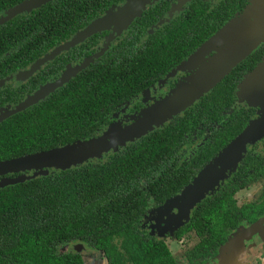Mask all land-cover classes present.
<instances>
[{"label": "trees", "instance_id": "trees-1", "mask_svg": "<svg viewBox=\"0 0 264 264\" xmlns=\"http://www.w3.org/2000/svg\"><path fill=\"white\" fill-rule=\"evenodd\" d=\"M68 12L71 11L56 8L37 10L3 25L0 37H12L0 40V55L7 50L13 53L10 61L0 58V77L7 74L5 70L21 67L20 52L27 51V58L31 52L44 53L48 43L53 46L61 35L74 33L63 24L54 26L47 21ZM221 30L196 49L194 45L171 43L169 56L159 54L161 49L154 46L155 53L145 56L156 63L169 59L170 63L163 67L169 70L173 59H189ZM76 76L47 99L0 123V162L100 137L110 129L100 130L108 123L107 110L128 97L124 91L134 86L138 75L91 70L88 87L82 74ZM221 88L217 84L186 110ZM13 108L2 106L0 111ZM176 116L99 159L0 187V264H85L80 253L65 249L77 242L103 252L109 264H179L165 240L140 227L149 196L166 204L181 195L239 132L229 138V144L222 142L227 144L223 149L222 145L214 149L205 166L199 163L196 168L188 165L186 169L179 165V159L175 165L170 160L183 137L182 125L177 124L178 119L173 120ZM239 165L194 207L189 222L173 236L180 245L187 238L190 241L191 235L193 243L195 237L194 246L187 244L183 252L187 264H213L237 231L246 229L244 222L253 223L264 214V202L240 208L235 199L239 187L227 186L228 183L223 186ZM29 173L34 174L0 177L13 180Z\"/></svg>", "mask_w": 264, "mask_h": 264}, {"label": "flooded vegetation", "instance_id": "flooded-vegetation-1", "mask_svg": "<svg viewBox=\"0 0 264 264\" xmlns=\"http://www.w3.org/2000/svg\"><path fill=\"white\" fill-rule=\"evenodd\" d=\"M29 1L32 0H0V22L7 11ZM127 1L49 0L34 7L28 13L1 22L0 28L18 17L30 15L34 11L53 10L56 8L71 12L56 14V17H52L47 21L54 26L63 24L74 33L61 35L62 37L53 46L48 43L44 53L31 52V55L27 58V51L20 52L19 62L21 67L15 71L5 70L7 74L0 77V107H16L43 86L56 83L75 68H78L77 76L82 74V79L85 77V87L90 84L89 74L91 70L94 73L101 74L111 73L112 71L118 73L134 72L138 75L134 86L124 91L128 97L124 100H118L120 102L116 106L114 105L107 110L105 118L108 123L100 130L102 132L106 131L112 124L117 122H122L126 126L130 125L145 110L163 100L188 75L179 70L182 63L186 59L188 60V57L185 60L173 59V62H171L172 67L167 70L163 67L170 63L169 59L156 63L145 56L146 54H152V52L155 53V50L152 51V46L159 47L161 49L159 54H164V56L171 54V43L174 46L176 43H178V46L194 45V49H196L204 39L211 38L235 16L247 11L252 2L251 0H156L145 7L141 16L122 33L117 34L110 30L94 34L69 50L62 51L52 60L45 63L28 80L20 83L14 81V75L44 58L51 51H55L58 47L70 42L77 33L84 30L85 27L102 16L106 11L117 9ZM77 10H83V12L77 13ZM259 21L260 18L258 16L252 18L245 30L247 28L249 31L260 30ZM6 36L0 37V40H10L12 37ZM42 37L47 39L45 34ZM222 47L223 45L219 44L217 46L218 50L212 52L210 56H216ZM180 51L182 52L184 49ZM12 53L13 51L11 50L4 51L0 58L10 61ZM139 63L140 65H138ZM263 65L264 37L218 83L222 86L219 92H213L211 96L198 101L194 107L182 112L173 119H178L177 124L182 125L183 140L181 139L179 145L174 147L170 157L172 165H175L176 160L179 159V165L186 167V169L190 167L196 168L199 163L205 166L210 161L209 156L213 150H217L222 145V142L228 141L227 144H229L231 136L236 135L238 132L237 136H239L252 122L264 116V69L260 73L255 74ZM75 76L70 80L74 79ZM244 82H246V85L249 83L250 87L254 88L253 91L249 89L246 99L240 97L239 94L241 85ZM251 101L258 104H252ZM227 144L222 145L221 149ZM205 161L206 163H204ZM32 174L29 173L28 175ZM2 181H4V178L0 177V183ZM226 183H228L227 186L237 185L239 187L235 192V199L240 208L258 206L264 202V131L262 137L256 143L248 146L247 154L239 165L238 171L225 181L223 186ZM244 191H251V197H239ZM147 204L146 213L140 222V227L152 233L148 226L144 224L148 209L158 210L163 208L165 204L157 203L152 194L149 196ZM261 219H263V222L258 228L243 235L246 237L250 234L251 236L250 243L253 246L252 250L249 249V260H252L254 264H263L262 261L264 262V231L257 233L261 227H264V214L253 223L244 222L242 224L248 229ZM244 230L242 229L240 232L239 229L236 236ZM192 236H190V241H188L189 244L192 243ZM195 243L196 239L194 237V242L190 246H194L193 244ZM78 245L83 246L81 251H77L82 255V258L83 254L86 253L97 254L99 258L104 259L109 264L103 252L95 250L83 242L74 243L65 249L75 250ZM185 249L187 248L183 246V262H178L179 264H187L183 253ZM219 256L215 258L213 264L219 259Z\"/></svg>", "mask_w": 264, "mask_h": 264}, {"label": "water", "instance_id": "water-1", "mask_svg": "<svg viewBox=\"0 0 264 264\" xmlns=\"http://www.w3.org/2000/svg\"><path fill=\"white\" fill-rule=\"evenodd\" d=\"M147 1L149 0H134L129 2L120 13V17L122 18L120 23L118 20L111 21L110 19L112 16L108 17V13L103 19L96 23L94 22L85 30L77 33L71 42H67L65 45L58 47L54 51V57L59 55L62 51L69 50L76 44L85 41L92 35L101 33L103 30L110 28V26L112 27L113 32L117 34L127 30L142 14ZM132 6L133 8H131ZM257 16L260 18L258 23L260 30L249 31L247 28L246 30L248 31H246L245 28L250 20ZM263 27L264 0H252L251 6L247 11L236 17L234 21L223 28L199 51L182 64L184 65L190 60L204 63L197 75L193 78L191 77L186 82H182L169 97L155 103L149 109L145 110L144 113L132 124L127 126L118 125L109 129L100 137L0 162V176L34 172L32 175H24L13 180H4L0 183V187L17 184L38 175H44L51 167L61 168L64 171L77 167L85 162L99 159L103 155L108 154L111 151H116L120 147H123L162 126L167 121L192 106L198 99L208 93L223 78H225L264 37ZM219 44L221 46L223 45V47L218 51V54L214 57L210 56L212 52L218 50L217 46ZM208 56L210 57L207 58ZM189 65L190 64H186L183 69L187 70L188 68L185 67H188ZM262 69H264V65L260 67L255 74L260 73ZM77 72L78 68H75L56 83L45 86L36 91L15 108L0 111V123L15 114L25 111L40 101L45 100L51 93L68 83ZM245 83L246 82L241 85L242 89L244 88ZM263 131L264 116L261 119L252 122L236 139L232 141V143L223 149L213 161L205 166L195 180L185 188L181 195L170 200V202L166 203L163 208L173 206L179 202V199L185 196L191 188V192H197V195L201 193L203 194L202 198L195 203V206L199 204L208 194L213 193L224 179L228 178V176L237 169L240 161L248 150V146L256 143L262 137ZM196 183L197 185H195ZM190 198L193 199L194 195L191 194ZM262 222L263 219L259 220L250 228L240 233L238 237H242L244 234L254 231ZM236 237L237 236L235 235L234 239L224 247L222 253L232 246ZM82 249V245L75 247L76 251H81Z\"/></svg>", "mask_w": 264, "mask_h": 264}, {"label": "rangeland", "instance_id": "rangeland-1", "mask_svg": "<svg viewBox=\"0 0 264 264\" xmlns=\"http://www.w3.org/2000/svg\"><path fill=\"white\" fill-rule=\"evenodd\" d=\"M47 1H49V0H32L29 2H25V3L17 6L16 8H14L10 11H7L3 15L1 22H4L6 20H9V19L14 18V17L19 16V15H22L24 13H28L34 7H37L40 4L47 2ZM131 1H134V0H128L125 4H123L121 7L117 8V9H112V10L106 11L102 16L98 17L92 23H90L87 27H85V29L88 28L90 25H92L94 22L96 23L97 21L103 19L108 13H109L108 17L112 16V18L110 19L111 21L118 20L120 23V21L122 20V18L120 17V13L122 12V9L125 8L129 4V2H131ZM136 1H138V0H136ZM154 1H156V0L147 1V3H145L146 4L145 7H147L149 4L153 3ZM131 8H133V6ZM110 30H112L111 26H110V28L105 29L102 32L110 31ZM73 39H74V37L70 40V42ZM76 45H78V44H76ZM53 58H54V50L51 51L50 53H48L44 58L36 61L35 63L30 65L29 67L23 69L22 71H20L16 75H14L13 76L15 78L14 81L16 83H20L22 81L28 80L29 78L34 76L45 63L52 60ZM186 64H190V65L188 67H185V68H188L187 70H184L183 67ZM186 64L182 65L179 68V70L183 71L184 73H187L188 74L187 77L184 78L177 85V87L175 89H173L164 99H166L171 94H173V91H175L182 82H186L191 77L193 78L195 75H197L200 72L201 68L203 67L204 63L195 62V60H193V61L190 60ZM249 89L252 91L254 90V88L250 87L249 83L247 85L245 83L244 88L243 89L240 88V91H239L240 97H242L243 99H246V94L248 93ZM251 103L252 104H258L257 102H253V101H251ZM118 125L121 126L122 122H117V123L112 124L110 129H112ZM61 170H63V169L51 167V168H49L48 171H61ZM195 185H197V183ZM191 190H192V188H191ZM191 190L189 192H187V194H185V196L180 198L179 202H177L173 206H168L166 208H160L158 210H154L151 208L148 209V212L144 218L145 219V222H144L145 226H148V228L152 231V233L157 238L166 240V242L168 243V245L170 246V248L174 254L175 259L177 260V262H180V263L183 262V258H182L183 246H186L187 244H189V242L186 239L184 244L180 245L173 238V236L175 235V232L180 227L185 225L190 220V217H191L193 208L195 206V203L198 200H200L203 196L202 193L197 195V192H191ZM250 192L251 191H244L239 195V197H241V198L251 197ZM191 194L194 195L193 199L190 198ZM261 231H264V227H261L257 233H259ZM260 234L262 235V233H260ZM250 240H251L250 234L246 237L245 236H242V237L237 236L236 240L233 242L232 246L228 250L224 251L219 256V259L216 260V262H214V264H251L249 261V259H250L249 258V252H250V250H252L251 248H252L253 244L250 243ZM235 248H238V249L240 248L239 250L235 251V252H239L238 257H236L235 255H233V256L231 255L232 254L231 252L233 250H235ZM83 259H84L85 264H107V262L104 259L99 258V256L97 254H92V253L83 254ZM262 263L264 264L263 261H262Z\"/></svg>", "mask_w": 264, "mask_h": 264}, {"label": "crops", "instance_id": "crops-1", "mask_svg": "<svg viewBox=\"0 0 264 264\" xmlns=\"http://www.w3.org/2000/svg\"><path fill=\"white\" fill-rule=\"evenodd\" d=\"M240 249V248H239ZM238 248H235V250H233L231 253V255L233 256V255H235L236 257H238V254H239V252H235L236 250H239ZM243 259V258H242ZM250 261V263L251 264H254V262L252 261V260H249Z\"/></svg>", "mask_w": 264, "mask_h": 264}]
</instances>
